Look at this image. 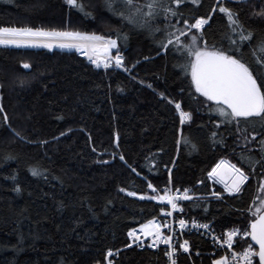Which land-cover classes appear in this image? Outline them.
Masks as SVG:
<instances>
[{
  "label": "trees",
  "instance_id": "trees-1",
  "mask_svg": "<svg viewBox=\"0 0 264 264\" xmlns=\"http://www.w3.org/2000/svg\"><path fill=\"white\" fill-rule=\"evenodd\" d=\"M78 2L90 15L66 0H0V27L110 37L117 40L113 54L119 51L128 69L96 71L73 51L0 46V264H105L109 250L112 264H163L160 251L127 247V232L159 218L164 208L147 198L157 195L149 183L162 195L188 190L193 197L181 206L189 221L216 232L245 228L248 209L264 197L261 174L252 167L258 159L236 153L242 136L236 122H222L217 106L195 92L175 40L160 46L169 32L185 28L184 19L211 17L204 41L229 49L227 18L213 11L217 0H187L176 16L155 9L151 23L158 31L113 15L104 0ZM134 2L147 12L151 0ZM161 2L177 10L171 0ZM220 3L254 34L253 43L264 39V15H258L264 0ZM192 32L180 40L187 42ZM251 51L242 47L237 54L249 61ZM175 103L191 115L184 124ZM222 160L242 163L249 180L241 192L215 199L212 191L222 190L208 173ZM33 168L40 175L33 176ZM185 239L200 253L193 263L209 264L208 241L195 234ZM178 262L188 259L182 255Z\"/></svg>",
  "mask_w": 264,
  "mask_h": 264
},
{
  "label": "snow or ice",
  "instance_id": "snow-or-ice-1",
  "mask_svg": "<svg viewBox=\"0 0 264 264\" xmlns=\"http://www.w3.org/2000/svg\"><path fill=\"white\" fill-rule=\"evenodd\" d=\"M186 2L187 0H171V3L177 7V10H173L163 5L161 0H151L150 3L145 5L148 9L147 12H144L141 7L135 6L134 0H104V6L113 15L119 16L129 24L147 27L150 31H158L159 29H154L151 23L152 19L156 17L155 9L161 8L164 12H170L172 16H176L179 7ZM66 3L85 12V15H90V13L85 11L84 5L78 0H66ZM191 3L194 5L198 4L199 0H191ZM216 8H218L219 12L224 13L227 18L229 31L225 33L223 38L228 41L229 49H216L215 46L209 48L204 41V27L209 23L211 17L195 18L194 22L184 19L185 28H175V25H173L172 27L175 28V31L169 32L167 42L161 41L160 46L167 49L175 40V43L179 45L177 51L182 50L186 56V63L181 65L182 70L190 74L195 92L205 97L207 101L214 102L219 116L223 118L222 122L232 123L235 121L238 131L240 130L241 121L245 125L259 123L261 129H264V39H261L258 43H253L254 34L243 28L237 14H234L229 7L221 4L220 0H217L213 11H216ZM258 15H264V10H261ZM165 20H167V17H165ZM177 23H180V21H177ZM192 30L196 31L192 32ZM189 32H192L190 39L187 42H182L180 37H187ZM197 32L200 33L199 36H197ZM0 45L44 47L48 49L55 45L60 48H75L77 51L83 50L84 54L88 55L91 63L97 68L101 67V60L98 54L103 52V67L105 69L112 65L113 60L117 68L123 67V57L119 54V51L114 57L110 55L111 49L117 48V40L94 33L47 31L43 28L32 27H0ZM247 46L252 48L249 53V61H245L242 55L237 54L240 53L242 47ZM94 54L97 55V58H93ZM23 67L27 69L29 65L25 63ZM125 71H128V69H125ZM148 87H151V85H148ZM161 96L163 97L162 93ZM168 102L172 103L171 100ZM175 108L180 114L181 124L191 119L190 113L181 110L180 103H175ZM3 111V108H0V112ZM4 119L7 120V116ZM244 132L247 133V127H245ZM215 135L216 133L213 132V136ZM116 139H119L118 135ZM243 139L246 146L256 140V135H252L251 140H249L248 134H246ZM259 144L261 152L264 153V138L259 141ZM95 150L93 148V151ZM119 158L122 161L125 160L123 155ZM248 159L251 158L248 157ZM99 162L108 163V161ZM226 164L227 162L222 160L208 173L209 177L217 175L218 169ZM228 167L235 174V178L230 187L226 186L227 190L229 193H239L242 191V185L245 184L249 177L235 165H228ZM132 171L135 172L136 169L133 168ZM31 172L33 176L40 175L38 169L33 168ZM148 188L153 193H157V195L147 197L148 199L160 202L166 201L173 211L183 210L176 203L179 197L170 194L171 189H165L164 195H159L158 190L151 183L148 184ZM120 191H125V189L121 188ZM261 191H264V183L261 184ZM127 194L129 196L137 195V193L131 191ZM213 195L219 194L213 193ZM140 198L145 199L146 197L142 195ZM190 198L188 190H185L183 199ZM161 212L166 216L172 215V211L165 212L164 208H161ZM248 212L251 218L248 220L247 228L243 230L234 228L223 233L222 237L213 235V242L220 244L221 247L227 246L231 255L230 257L222 255L218 259H214L212 264H264V198L260 199L258 205H255L254 202V206L250 207ZM178 223L180 229L186 227L184 219H179ZM162 227H168L170 231H173L167 222L162 225L155 220H150L141 226L140 232L145 237H152V243L148 247H158L159 244L167 245L168 248L164 250V255L168 258L169 264H177L176 256L178 251L182 249L185 253L189 252V241L185 239L183 243L179 244V249H177L176 245L172 243L175 233L167 235L161 231ZM193 227L208 229L209 225L196 224L194 222ZM128 236L133 239V242H138L137 247H140L143 243L140 241L135 229L129 231ZM237 236L242 239L250 237L247 246L241 252L233 250V244L236 242ZM127 247H131V244L127 245ZM112 255L113 252L109 250L108 256ZM109 264H112V262L109 261Z\"/></svg>",
  "mask_w": 264,
  "mask_h": 264
},
{
  "label": "built area",
  "instance_id": "built-area-1",
  "mask_svg": "<svg viewBox=\"0 0 264 264\" xmlns=\"http://www.w3.org/2000/svg\"><path fill=\"white\" fill-rule=\"evenodd\" d=\"M76 53H77V55L79 57H81L82 59L85 60L87 65L91 66L94 70H98V71L115 70V71H120V72L123 71L122 67L117 68L115 66L114 60L112 62V65L108 69H105L103 67V58H104V53L103 52L98 54V57L101 60V67H99V68H97L93 63H91V61L89 60L88 55H85L83 50L77 51ZM110 55L113 56L112 55V51L110 52ZM93 58H97V55L93 56ZM170 194L173 195V196L179 197V199L176 200V203L178 204L179 208H181V203L185 200V199H183L184 192L171 191ZM157 202L159 204H161V205H164L167 208V209H165V212L172 211V215L171 216H166L164 213L161 212L160 213V217L155 219V221L161 223L162 225L165 222H167V224H169L171 226L173 231H170L168 227H162L161 231L163 233L167 234V235H172L173 232L175 233L172 243L174 245H176L177 249H179V244L183 243V241L185 240V238H184L185 235L194 234V233H200V234L205 236V238H206L205 240L208 241V243H209L210 251L204 253V256L212 257V260H211L210 264H212L214 259H218L222 255H228L230 257L231 252L227 249V246L221 247L220 244H216V243L213 242V235H215L216 237H222V234L226 233L229 230H224L223 232H216L209 224H208L209 225L208 229L197 228V227H193V223L194 222L196 224H201V223H198L197 221H188V220H185V219L184 220L186 221V227L184 229H180L178 220L179 219H183L181 217L182 211H180V210L173 211L171 209V206L168 205L166 203V201L165 202H160V201L157 200ZM204 224H206V223H204ZM132 230L133 229H131L129 231H132ZM135 231H136L137 235L139 236L140 241H142L143 243L141 244L140 247H137V243L138 242H133V239L128 236V245L131 244L130 248H135L137 251H142V250H146V249H150L152 251L161 250L162 251V256H163V264H169L168 258L164 255V250H166L168 248L167 245L159 244L158 247H148V245L152 243V237H145L140 232V228H135ZM240 238L241 237L237 236L236 237V242L233 244V250H235L237 252H241L243 250V248H245L247 246L246 245V246L241 247L240 241L244 240L245 238L241 239V240H240ZM182 255L187 257L188 264H194L193 260H192V257L193 256L194 257H198L200 255V253L199 252H192L190 247H189V252H187V253L183 252V250L181 249V250L178 251L177 256H176L177 264H179L178 257L182 256ZM215 255H218V256L216 257ZM112 256H115V253H113ZM112 256H108V253H107L105 264H109V261H111L110 257H112Z\"/></svg>",
  "mask_w": 264,
  "mask_h": 264
},
{
  "label": "flooded vegetation",
  "instance_id": "flooded-vegetation-1",
  "mask_svg": "<svg viewBox=\"0 0 264 264\" xmlns=\"http://www.w3.org/2000/svg\"><path fill=\"white\" fill-rule=\"evenodd\" d=\"M239 127H240V130L238 132L241 135L248 134L249 140H251L252 135H256V140L252 141V143L247 144L245 146V141H244L243 137H241L239 139V142H237L238 145H235V147H236L235 151H236V153L242 154V155H243V153L251 154L254 157H256V159H258L252 167H253L254 171L257 170L258 173L261 174L260 181L262 183H264V153L261 152L260 144H259V141L262 138H264V129H261L259 123L255 124V125H242V123H240ZM245 127H247V133L244 132ZM257 133H260V134H257ZM226 162L228 165H235L237 168H240L242 171H244L246 175H248V173L244 169L241 168L242 163L238 162L237 160H234V161H227L226 160ZM262 192L264 193V191H262Z\"/></svg>",
  "mask_w": 264,
  "mask_h": 264
},
{
  "label": "rangeland",
  "instance_id": "rangeland-1",
  "mask_svg": "<svg viewBox=\"0 0 264 264\" xmlns=\"http://www.w3.org/2000/svg\"><path fill=\"white\" fill-rule=\"evenodd\" d=\"M141 28H145L146 30H149L147 27H141ZM194 31H196V30H194ZM0 46H7V47H15V48H26V47H24V46H22V47H16V46H14V45H0ZM48 49V48H47ZM53 49H61V50H64V51H73V52H77V50L75 49V48H60V47H58V46H53L51 49H49V50H53ZM115 49V48H114ZM101 53V52H100ZM99 53V54H100ZM244 136V134L241 136V137H243ZM216 167V166H215ZM214 167V168H215ZM249 180V179H248ZM247 180V181H248ZM246 181V182H247ZM211 182L212 183H214L215 181L213 180V178H212V180H211ZM245 182V183H246ZM216 183V182H215ZM218 184V183H217ZM223 192V194H225L226 193V196H228V193L227 192H224V191H222ZM223 194H219V195H213V194H211L209 197H212V198H215V199H218V198H220V197H222L223 196ZM230 196H232V195H230ZM262 198H264V197H257L256 198V200H255V205H258L259 203H260V199H262ZM191 199V198H190ZM154 201V200H153ZM254 206V203H253V205H252V207ZM239 228V227H238ZM245 228H247V226L245 227ZM245 228H243V229H245ZM239 229H241V228H239ZM243 229H241V230H243ZM242 238H240V240H241ZM244 239V238H243ZM240 245H241V247H243L244 245H246V238L244 239V240H241L240 241ZM216 257L218 256V255H215ZM208 258V257H207ZM209 258H210V256H209ZM209 258H208V261H209ZM214 259V258H213ZM211 262V261H210Z\"/></svg>",
  "mask_w": 264,
  "mask_h": 264
},
{
  "label": "water",
  "instance_id": "water-1",
  "mask_svg": "<svg viewBox=\"0 0 264 264\" xmlns=\"http://www.w3.org/2000/svg\"><path fill=\"white\" fill-rule=\"evenodd\" d=\"M214 104V102H212ZM217 166V165H216ZM219 184L223 186H231L233 179L235 178V174L228 167V164L222 166L218 169V174L212 176ZM227 188V187H226ZM250 238V237H249ZM258 248V246H256Z\"/></svg>",
  "mask_w": 264,
  "mask_h": 264
},
{
  "label": "bare ground",
  "instance_id": "bare-ground-1",
  "mask_svg": "<svg viewBox=\"0 0 264 264\" xmlns=\"http://www.w3.org/2000/svg\"><path fill=\"white\" fill-rule=\"evenodd\" d=\"M111 51H112V49H111ZM112 55L114 56V55H116V54H113V51H112ZM93 56H96L95 54L93 55ZM84 60V59H83ZM123 69H124V66L122 67ZM96 71H98V70H96ZM105 71H107V70H105ZM115 71V70H114ZM236 194V193H235ZM232 195H234V194H232ZM228 196H230V195H228ZM198 223H201V224H204L203 222H201V221H197ZM228 230H232V229H228ZM195 235H199L200 237H203L204 239H206L205 238V236L204 235H202V234H200V233H194ZM187 235H189V234H187ZM240 237V236H239ZM184 238H185V236H184ZM143 251V250H142ZM161 253H162V251L161 250H159ZM159 251H154V252H159ZM206 253V252H205ZM206 257V256H205ZM209 258V257H208ZM212 260V257H210L209 258V264H210V261Z\"/></svg>",
  "mask_w": 264,
  "mask_h": 264
}]
</instances>
